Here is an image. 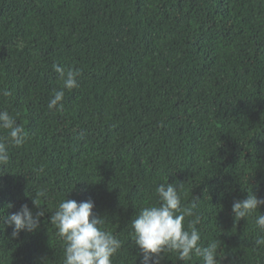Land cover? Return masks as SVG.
I'll return each mask as SVG.
<instances>
[{
  "label": "trees",
  "instance_id": "obj_1",
  "mask_svg": "<svg viewBox=\"0 0 264 264\" xmlns=\"http://www.w3.org/2000/svg\"><path fill=\"white\" fill-rule=\"evenodd\" d=\"M56 65L82 75L49 110ZM4 89L0 110L28 138L0 167V264H63L49 218L71 189L123 241L114 264H143L131 220L167 179L183 184L182 206L195 200L185 223L219 242L221 264H264V205L232 212L248 190L264 198V0H0ZM38 189L49 211L13 238L6 217L23 204L35 213ZM161 264L185 262L166 253Z\"/></svg>",
  "mask_w": 264,
  "mask_h": 264
},
{
  "label": "clouds",
  "instance_id": "obj_2",
  "mask_svg": "<svg viewBox=\"0 0 264 264\" xmlns=\"http://www.w3.org/2000/svg\"><path fill=\"white\" fill-rule=\"evenodd\" d=\"M55 69L61 86L50 99L47 105L49 110L63 108L65 89L78 88L82 75L78 68L56 65ZM0 95L8 96L10 93L4 89L0 90ZM0 131L5 133L0 135V167H6L10 162L9 145L19 147L25 144L28 132L6 109L0 110ZM182 189L183 184L178 186L169 183L168 179L160 183L155 189L158 199L141 207L131 220L132 239L139 249L137 255L142 256L143 264H161L166 253H176L185 264L193 257L198 258L200 264H221L223 258L219 256V242L210 241L205 246L196 227L198 220L192 219L185 223L186 218L195 215L197 205L194 200L190 207L182 206ZM68 193L67 198L59 201L49 218L64 243L63 264H114V257L122 248L123 241L104 226L105 218L93 211L94 201L78 202L69 199ZM41 198L47 199V189L36 191L33 199L37 208L35 213L28 204H23L17 212L6 217L7 225L13 229V238L18 237L21 231L35 232L40 228L41 217L45 211H49L48 208L41 209ZM261 205H264V198L248 190L246 198L233 202L232 212L236 219L247 218ZM254 222L259 229L264 230V213L256 215ZM255 244L264 246V236H259Z\"/></svg>",
  "mask_w": 264,
  "mask_h": 264
}]
</instances>
